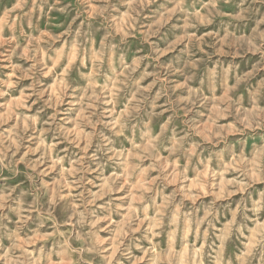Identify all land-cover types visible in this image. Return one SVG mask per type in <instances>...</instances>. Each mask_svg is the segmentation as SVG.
Instances as JSON below:
<instances>
[{
  "label": "clouds",
  "instance_id": "1",
  "mask_svg": "<svg viewBox=\"0 0 264 264\" xmlns=\"http://www.w3.org/2000/svg\"><path fill=\"white\" fill-rule=\"evenodd\" d=\"M0 264H264V0H0Z\"/></svg>",
  "mask_w": 264,
  "mask_h": 264
}]
</instances>
